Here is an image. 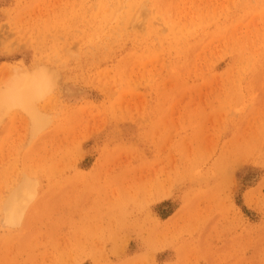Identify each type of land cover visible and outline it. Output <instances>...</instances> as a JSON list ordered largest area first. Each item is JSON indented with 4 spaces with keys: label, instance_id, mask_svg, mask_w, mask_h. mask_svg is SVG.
Instances as JSON below:
<instances>
[{
    "label": "rangeland",
    "instance_id": "1",
    "mask_svg": "<svg viewBox=\"0 0 264 264\" xmlns=\"http://www.w3.org/2000/svg\"><path fill=\"white\" fill-rule=\"evenodd\" d=\"M24 72L0 264H264V0H0V94Z\"/></svg>",
    "mask_w": 264,
    "mask_h": 264
},
{
    "label": "bare ground",
    "instance_id": "2",
    "mask_svg": "<svg viewBox=\"0 0 264 264\" xmlns=\"http://www.w3.org/2000/svg\"><path fill=\"white\" fill-rule=\"evenodd\" d=\"M18 75L17 76L19 78L15 76L18 79L16 78V80L14 79L13 81H11L13 83L10 82V84L6 86L7 88L0 94L1 111L13 106H21L28 112L31 111V100L36 96L39 87H41V81L38 80L36 77L28 78L25 72ZM34 122L35 128H37V126L39 127V121L35 120ZM33 189L34 184L32 183V181L28 179H23L10 192L8 197H6L5 203L3 205V214L6 226L7 224L10 227L15 226L16 222L20 220L19 218L21 217L22 212L30 203L33 197Z\"/></svg>",
    "mask_w": 264,
    "mask_h": 264
}]
</instances>
